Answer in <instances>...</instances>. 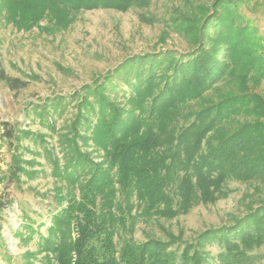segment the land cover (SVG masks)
Returning a JSON list of instances; mask_svg holds the SVG:
<instances>
[{"label":"trees","instance_id":"obj_1","mask_svg":"<svg viewBox=\"0 0 264 264\" xmlns=\"http://www.w3.org/2000/svg\"><path fill=\"white\" fill-rule=\"evenodd\" d=\"M149 1L3 0V6L21 17L20 26L29 27L46 10L65 19L67 13L125 11ZM252 1L198 4L191 16H184L182 29L176 27L179 34L187 33L190 47L185 53L133 55L99 83L35 106L40 124L54 133L56 118L76 102L75 113L57 135L58 152L42 136L0 122L10 142L23 138L41 143L39 156L63 182L53 188L56 207L48 214L47 237L38 235L40 251L53 254L56 264H208L205 246L213 242L220 246L219 264H262L249 252L264 245V203L249 205L229 225L204 230L190 241L165 232V239L118 242L126 220L132 229L137 219H174L198 201L214 203L225 196L222 186L230 179L264 184V99L246 91L220 94L207 104L203 98L239 62L243 72L260 65L264 76V35L256 33L242 12ZM0 81L11 91L27 85L6 75L1 59ZM192 101L203 105L190 111ZM240 114L243 121L236 119ZM19 144L13 147L22 150L14 155L13 182L22 175L35 177L38 171L32 168L40 166L34 158L22 157L29 150ZM10 204L12 200L0 197V212ZM23 227L34 232L28 223Z\"/></svg>","mask_w":264,"mask_h":264},{"label":"rangeland","instance_id":"obj_2","mask_svg":"<svg viewBox=\"0 0 264 264\" xmlns=\"http://www.w3.org/2000/svg\"><path fill=\"white\" fill-rule=\"evenodd\" d=\"M211 1L150 0L144 7L125 11L81 10L67 13L63 16L65 19L46 10L36 23L24 27L18 24L21 17L11 15L0 0L1 65L6 75L27 82L24 88L11 91L0 81V122L42 136L48 148L54 147L58 152L57 135L63 133L65 122L75 113L76 102L67 105L56 118L54 133L40 124L35 106L49 99L68 97L84 85L99 83L108 71L133 55L164 50L185 53L190 47L187 33L183 30V35L179 34L176 29H182L179 24L186 23L184 16H191L194 6L210 5ZM242 12L256 33L264 35V0L250 2L243 6ZM172 17L177 18V24L172 22ZM242 63H237L234 71L215 84L216 89L203 94L206 104L209 100H217L220 94L238 95L242 91L264 99L260 65L243 72L240 71ZM200 105L203 103L192 101L190 111H197ZM236 119L243 121L242 114ZM17 144L29 150L23 152L24 159L34 158L40 166L32 168L38 171L35 177L22 175L19 182H10L14 155L22 151H14ZM40 145L23 138L10 142L0 130V197L12 200V204L0 212V264H46L48 259L56 264L53 254L40 251L38 235L47 237L48 214L56 207L53 188L63 182L50 174L49 165L39 156L43 146ZM92 156L99 160L96 152ZM66 190L63 189V193ZM222 190L225 196L214 203L198 201L186 214L171 220L152 218L144 222L137 219L132 229L130 220H126L119 245L126 240L140 243L150 238L165 239V232L180 234L182 240L190 241L204 230L229 225L251 206L264 203V184L259 181L230 179L223 184ZM71 193L77 198L76 189ZM24 223L31 225L34 232L24 228ZM182 248L181 244L177 249L180 252ZM205 249L210 254L208 264H219L217 242L208 243ZM249 254L256 262L264 264V245L253 248Z\"/></svg>","mask_w":264,"mask_h":264}]
</instances>
